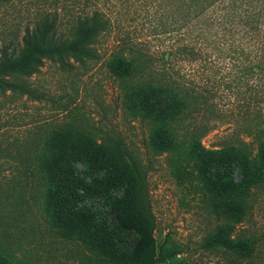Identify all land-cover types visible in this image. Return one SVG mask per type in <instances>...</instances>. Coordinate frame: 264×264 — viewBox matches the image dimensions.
Instances as JSON below:
<instances>
[{"label": "trees", "instance_id": "16d2710c", "mask_svg": "<svg viewBox=\"0 0 264 264\" xmlns=\"http://www.w3.org/2000/svg\"><path fill=\"white\" fill-rule=\"evenodd\" d=\"M137 1L146 0H0V102L26 98L57 105L34 78L47 62L63 72L89 71L101 60L103 42L121 28L122 16H130ZM154 2L161 10L160 34L177 32L179 44L151 52L128 37L104 61L110 76L125 85L123 106L152 125L149 154L158 158L176 146L171 132L176 124L194 138L196 160L212 192H240L263 183L264 0ZM180 62L188 68L177 69ZM191 68L199 69V79H188ZM59 104L68 113L69 104ZM227 110L229 117L249 120L247 136L262 139L257 148L245 140L218 149L203 144ZM198 114L199 125L193 122ZM46 146L57 148L52 142ZM63 152L34 168L50 184L48 196L63 218L89 224L109 241L114 255L138 258L153 220L145 199L148 170L117 133H82ZM123 156L127 164L121 173ZM219 204L223 216L235 219L218 227L214 238H204L202 249L225 248L250 260L255 240L236 236L244 201Z\"/></svg>", "mask_w": 264, "mask_h": 264}, {"label": "rangeland", "instance_id": "374dc122", "mask_svg": "<svg viewBox=\"0 0 264 264\" xmlns=\"http://www.w3.org/2000/svg\"><path fill=\"white\" fill-rule=\"evenodd\" d=\"M131 13L122 16L121 28L103 42L101 60L89 71L63 72L46 63L34 81L57 105L26 98L0 102V264H264V182L240 192L215 194L199 169L193 137L172 125L176 146L158 158L151 157L148 135L152 125L123 106L125 85L111 77L104 65L119 41L129 37L156 52L176 46L175 40L181 39L177 32L160 34L161 10L154 0L137 1ZM183 64L188 68L184 62L175 66L179 69ZM191 69L188 79H199V69ZM59 103L69 104L68 113L59 110ZM229 115L227 110L224 120L217 118L218 126L203 144L218 149L245 140L257 148L262 139L247 136L249 120ZM193 120L199 125V114ZM82 133L121 135L148 170L147 197L139 195L149 203L153 220L136 259L111 253L109 241L89 224L65 220L48 196L50 184L34 171L39 161L62 157L66 145ZM48 142L57 148L45 147ZM126 164L123 156L118 164L121 173ZM220 201H244V222L236 236L255 240L256 253L250 260L225 248L202 249L204 238H214L218 227L235 219L221 214Z\"/></svg>", "mask_w": 264, "mask_h": 264}]
</instances>
